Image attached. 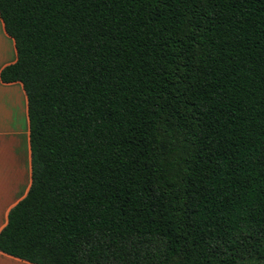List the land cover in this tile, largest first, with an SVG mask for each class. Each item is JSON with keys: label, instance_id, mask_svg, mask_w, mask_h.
Instances as JSON below:
<instances>
[{"label": "trees", "instance_id": "trees-1", "mask_svg": "<svg viewBox=\"0 0 264 264\" xmlns=\"http://www.w3.org/2000/svg\"><path fill=\"white\" fill-rule=\"evenodd\" d=\"M32 184L0 250L36 264H264V0H0Z\"/></svg>", "mask_w": 264, "mask_h": 264}, {"label": "crops", "instance_id": "crops-1", "mask_svg": "<svg viewBox=\"0 0 264 264\" xmlns=\"http://www.w3.org/2000/svg\"><path fill=\"white\" fill-rule=\"evenodd\" d=\"M0 39L6 47L0 62V230L10 209L29 191L32 184V154L28 97L23 83L3 82L2 69L17 60L14 39L6 32L0 16ZM0 264H36L0 250Z\"/></svg>", "mask_w": 264, "mask_h": 264}, {"label": "rangeland", "instance_id": "rangeland-1", "mask_svg": "<svg viewBox=\"0 0 264 264\" xmlns=\"http://www.w3.org/2000/svg\"><path fill=\"white\" fill-rule=\"evenodd\" d=\"M7 47V46H6ZM5 44L0 39V62L5 59V51H6Z\"/></svg>", "mask_w": 264, "mask_h": 264}]
</instances>
